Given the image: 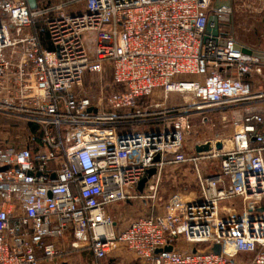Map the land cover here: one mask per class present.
Instances as JSON below:
<instances>
[{
  "label": "built area",
  "instance_id": "built-area-1",
  "mask_svg": "<svg viewBox=\"0 0 264 264\" xmlns=\"http://www.w3.org/2000/svg\"><path fill=\"white\" fill-rule=\"evenodd\" d=\"M232 14L213 0H0V264L76 252L95 264H264V90L251 80L264 81V62L235 49ZM196 115H235L232 134L189 146ZM183 165L198 195L157 209L154 181ZM136 199L150 212L121 229L107 208Z\"/></svg>",
  "mask_w": 264,
  "mask_h": 264
},
{
  "label": "rangeland",
  "instance_id": "rangeland-1",
  "mask_svg": "<svg viewBox=\"0 0 264 264\" xmlns=\"http://www.w3.org/2000/svg\"><path fill=\"white\" fill-rule=\"evenodd\" d=\"M216 5L229 3L233 8V14L229 20L227 33L232 35L240 44L252 48L254 50L264 51V0H213ZM87 79H92L91 75ZM254 91L259 92L264 90V81L259 76L254 75L251 78ZM94 95H97L94 93ZM155 99L164 98L161 91L155 92ZM173 104L184 102L183 95L174 94L171 96ZM235 115H228L227 121L214 117L213 124H202V117L196 115L190 119L192 132L187 133L188 145L192 146L196 141L205 139H216L218 136L226 138L232 134L230 121ZM13 124H16L12 122ZM7 125L0 121V134L3 133L2 127ZM202 169L207 173H214L218 168L216 159H208L202 161ZM157 182V193L155 203L157 209H162L163 205L168 201L171 195L175 193L182 194L186 199H192L198 195V185L196 175L192 166H166L160 174ZM151 193L148 192V196ZM152 195V194H151ZM152 202L150 200L136 199L127 203H119L107 208V212L111 214L118 222L119 226L125 228L135 218L145 215L150 212ZM228 206V204H226ZM176 245H181L185 249L190 246L184 242V239H179ZM210 248L209 245H202L200 249L206 251ZM239 261H248L247 255L237 257ZM67 264H95L93 256L89 252H76L63 258L62 263ZM44 264V262L42 263Z\"/></svg>",
  "mask_w": 264,
  "mask_h": 264
},
{
  "label": "water",
  "instance_id": "water-1",
  "mask_svg": "<svg viewBox=\"0 0 264 264\" xmlns=\"http://www.w3.org/2000/svg\"><path fill=\"white\" fill-rule=\"evenodd\" d=\"M227 1V0H226ZM229 1V0H228ZM29 4H30V7L32 9H36L37 8V0H29ZM219 27H220V24H219V20L217 18V16L215 15H211L209 17V22H208V26H207V30H206V37L209 38L210 36L212 37H218L219 35ZM235 49L238 51V50H242L244 54L246 55H249V56H254L258 59H260L262 62H264V51H259V50H254L252 48H249V47H241L239 45H237L235 47ZM89 111H92V109H90ZM216 148L218 150L222 149V143H217L216 144ZM210 150V145L207 144V145H204V146H201L197 149L198 152H204V151H209ZM160 161V156H157L155 158V162H159ZM157 174V169L156 168H152L148 171V176L146 178H144L140 183H139V186H138V190L141 194H143L145 192V189H146V185L147 183L154 177L156 176ZM166 251H172L173 248L172 247H167L165 249ZM221 251H222V247L221 245H215L214 248H213V252L217 255H220L221 254ZM160 252V250L158 251ZM62 264H67V263H62Z\"/></svg>",
  "mask_w": 264,
  "mask_h": 264
},
{
  "label": "bare ground",
  "instance_id": "bare-ground-1",
  "mask_svg": "<svg viewBox=\"0 0 264 264\" xmlns=\"http://www.w3.org/2000/svg\"><path fill=\"white\" fill-rule=\"evenodd\" d=\"M228 147H230V146L227 145V148ZM218 204H219L220 208L225 209L227 207L226 204H228V203L221 201ZM226 249H227V252H229L230 254L233 253V249L230 246H226Z\"/></svg>",
  "mask_w": 264,
  "mask_h": 264
}]
</instances>
